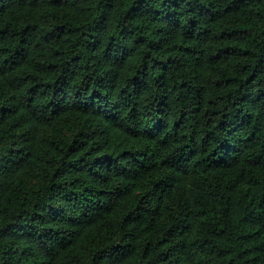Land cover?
I'll use <instances>...</instances> for the list:
<instances>
[{
	"label": "trees",
	"instance_id": "obj_1",
	"mask_svg": "<svg viewBox=\"0 0 264 264\" xmlns=\"http://www.w3.org/2000/svg\"><path fill=\"white\" fill-rule=\"evenodd\" d=\"M0 264H264V0H0Z\"/></svg>",
	"mask_w": 264,
	"mask_h": 264
}]
</instances>
